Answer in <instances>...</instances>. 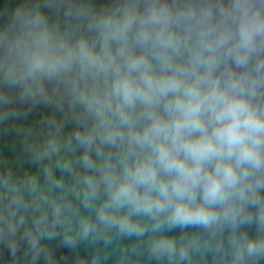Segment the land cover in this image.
Instances as JSON below:
<instances>
[{
  "label": "clouds",
  "instance_id": "9594fccd",
  "mask_svg": "<svg viewBox=\"0 0 264 264\" xmlns=\"http://www.w3.org/2000/svg\"><path fill=\"white\" fill-rule=\"evenodd\" d=\"M0 264H264V0H0Z\"/></svg>",
  "mask_w": 264,
  "mask_h": 264
},
{
  "label": "water",
  "instance_id": "95a60500",
  "mask_svg": "<svg viewBox=\"0 0 264 264\" xmlns=\"http://www.w3.org/2000/svg\"><path fill=\"white\" fill-rule=\"evenodd\" d=\"M41 111H44V109H43V108H40V109L34 111V112L29 116L28 119L31 120V119H36V118H38V114H39V112H41ZM61 251H66V250H61Z\"/></svg>",
  "mask_w": 264,
  "mask_h": 264
}]
</instances>
